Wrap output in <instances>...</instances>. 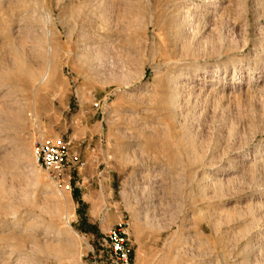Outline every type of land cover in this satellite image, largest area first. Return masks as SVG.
Instances as JSON below:
<instances>
[{
  "label": "rangeland",
  "instance_id": "374dc122",
  "mask_svg": "<svg viewBox=\"0 0 264 264\" xmlns=\"http://www.w3.org/2000/svg\"><path fill=\"white\" fill-rule=\"evenodd\" d=\"M122 220L134 264H264V0H0V264Z\"/></svg>",
  "mask_w": 264,
  "mask_h": 264
},
{
  "label": "built area",
  "instance_id": "2783aa9c",
  "mask_svg": "<svg viewBox=\"0 0 264 264\" xmlns=\"http://www.w3.org/2000/svg\"><path fill=\"white\" fill-rule=\"evenodd\" d=\"M38 165L56 178L63 177L66 182L72 178V169L84 163L75 159L69 152L68 145L39 141L35 145ZM69 188V186H66ZM131 223L122 220L104 234L98 251L94 248L76 264H134V245L130 235Z\"/></svg>",
  "mask_w": 264,
  "mask_h": 264
},
{
  "label": "bare ground",
  "instance_id": "6f19581e",
  "mask_svg": "<svg viewBox=\"0 0 264 264\" xmlns=\"http://www.w3.org/2000/svg\"><path fill=\"white\" fill-rule=\"evenodd\" d=\"M192 7H194V6H192ZM188 10H189V13H192L191 10H193V9H191V8L189 7ZM191 16H192V15L188 14L187 19H186V21H188V22H186V23H187L186 26H188V28H190V29L193 28V30H194V29H195V28H194V24H195V22H194V21H193V22L190 21V17H191ZM182 25H183V24H182ZM186 26H185V27H186ZM70 34H71V35H70V39L72 40V39L74 38V34H73V33H70ZM237 41H238V40H237ZM228 51H229V50H228Z\"/></svg>",
  "mask_w": 264,
  "mask_h": 264
}]
</instances>
